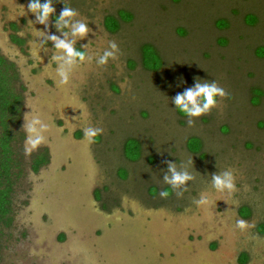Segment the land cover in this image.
Here are the masks:
<instances>
[{"label":"rangeland","instance_id":"374dc122","mask_svg":"<svg viewBox=\"0 0 264 264\" xmlns=\"http://www.w3.org/2000/svg\"><path fill=\"white\" fill-rule=\"evenodd\" d=\"M28 3L0 0V54L14 63L13 86L22 96L12 142L21 164L0 264H264L257 230L264 223V0H54L55 15L65 3L92 29L79 47L89 43L87 51L102 55L115 41L121 53L106 67L95 59L80 66L64 87L53 45L36 31L60 35L55 18L48 29L31 24ZM109 13L123 18L115 31L104 27ZM245 15L256 21L247 24ZM13 32L24 40L20 47L8 39ZM140 45L159 52L157 71L140 65ZM196 77L217 81L230 98L190 127L172 98ZM29 107L51 126L47 144L33 152L45 148L48 157L35 172L24 154ZM89 122L104 129L91 144L83 133ZM128 136L141 143L134 161L122 153ZM192 136L189 145L199 139V152L186 148ZM166 161L196 177L182 198L162 181ZM227 168L237 176L231 196L211 187V174ZM161 190L169 197L160 198ZM201 192L212 203L198 208ZM238 219L254 227L241 232Z\"/></svg>","mask_w":264,"mask_h":264},{"label":"clouds","instance_id":"9594fccd","mask_svg":"<svg viewBox=\"0 0 264 264\" xmlns=\"http://www.w3.org/2000/svg\"><path fill=\"white\" fill-rule=\"evenodd\" d=\"M63 9L56 14L54 0H29L27 11L34 14L35 20L29 21L31 24L44 25L45 29L49 28L51 19L55 18L54 27L60 35L50 34L48 31H38L40 38L44 42L50 41L54 48L52 60L57 64L56 75L57 83L64 87L71 83L74 71L80 66L91 63L94 59L98 66L106 67L109 61H117L119 59L120 49L115 41H109L108 47L103 50L102 55L95 56L87 51L88 44L80 45L77 49L78 41L84 40L92 33V29L86 18H80L77 9L67 6L65 3ZM24 10L20 13L25 15ZM94 34V33H93ZM194 85L185 88L183 92L177 93L172 98L175 109L187 118L188 126H194L196 119L210 115L214 108L220 105V102L226 98H230V94L221 87L215 80H201L199 77L194 78ZM30 108V107H29ZM31 112L24 114L23 130L26 133L24 140V154L31 156L33 152L38 151L41 146L48 142L47 134L51 131L50 124L42 116V114L33 108ZM82 116L85 121H89L90 113L85 105H81ZM104 129L93 126L90 122L83 128L84 138L89 144L95 143L102 135ZM192 158L188 164H192ZM167 170L163 174V183L171 187L177 198H182L184 193L189 190L188 184L194 181L196 177L188 170L186 165L177 167L176 162L166 161ZM211 187L217 193H226L231 196L238 191L237 176L233 169L227 168L211 174ZM170 193L167 190H161L159 196L162 199L168 198ZM126 198V197H125ZM196 206L207 207L212 201L207 192H201L198 199L193 201ZM235 227L241 232L254 227V225L244 219L236 220Z\"/></svg>","mask_w":264,"mask_h":264},{"label":"trees","instance_id":"16d2710c","mask_svg":"<svg viewBox=\"0 0 264 264\" xmlns=\"http://www.w3.org/2000/svg\"><path fill=\"white\" fill-rule=\"evenodd\" d=\"M128 18L129 17L123 21H127ZM246 18L248 17L245 15L244 21L247 24H253L256 21L255 18L254 22H247ZM121 19L123 18L120 17V19L117 21L112 14H106L103 18V23L108 31H115L118 29L119 22L122 21ZM227 24L228 23L226 21L224 22V25H219L218 28H224L227 26ZM10 27L11 29H16L14 24H10ZM9 37L12 42L18 45H21L24 41L15 34H10ZM219 42L220 44H224L226 40ZM146 46L148 45H140L139 47L140 65L145 70L157 71L162 64L161 56L156 49L149 46L151 47L149 50ZM77 49L80 48L77 47ZM16 78L17 72L15 70L14 63L7 60L2 54H0V239L4 234V231L10 227L12 222L11 192L13 189L12 186L14 183V178H16L19 174L18 172L20 170L21 164L12 144L14 139H16L13 126L19 121L18 118L21 112L22 99L20 93L13 86V81ZM259 93L260 94L257 97H259L262 92L259 91ZM255 102L256 101H254V103ZM176 111L179 115L183 116V114L178 110ZM191 138L194 137H189V139L186 141V148L193 153L197 151L199 152V149H201V141L198 139V142H196L198 144L192 148L189 145V140ZM122 153L125 159L128 161H134L138 159L141 155L140 141L135 137H126L122 143ZM47 160V151L45 148H43L36 154H32L29 167L33 172H35L40 166L46 164ZM124 177H126V175H124ZM249 213L250 209L246 207L243 216H248ZM241 214L242 213H240V215ZM257 230L258 232L264 233V223H260L257 226ZM245 259L246 256L242 254L239 257V262L242 263L245 261Z\"/></svg>","mask_w":264,"mask_h":264},{"label":"flooded vegetation","instance_id":"af4514ba","mask_svg":"<svg viewBox=\"0 0 264 264\" xmlns=\"http://www.w3.org/2000/svg\"><path fill=\"white\" fill-rule=\"evenodd\" d=\"M128 12H129V11H128ZM109 14H112V13H109ZM114 15H116V14H114ZM131 16H132V15H131ZM53 18H54V17H53ZM103 18H104V17H103ZM256 18H257V17H256ZM10 24H14V23H9V25H8V28H9V29H11ZM14 25H15V24H14ZM104 27H105V26H104ZM11 30H12V31H15V29H11ZM10 34H11V33L8 34V39H9V41H10L11 43H13V44H15V45H17V46L20 47L21 45H18V44L14 43V42H12V41L10 40V37H9ZM12 34H15V33L13 32ZM15 35H16V34H15ZM19 38H20V37H19ZM76 47L80 48L79 45H77V44H76ZM7 60H8V59H7ZM11 62H12V61H11ZM14 66H15V65H14ZM140 144H141V143H140ZM44 165H45V164H44ZM247 207H248V206H247ZM248 208H249V207H248ZM239 209H240V208H239ZM239 214H240V213H239ZM240 216H241V215H240ZM242 254H244V255L246 256L245 253H242ZM242 254H240V256H241ZM240 256H239V257H240ZM246 257H247V256H246ZM246 260H247V258L245 259V261H246ZM245 261H244V262H245ZM244 262H242V263H244Z\"/></svg>","mask_w":264,"mask_h":264},{"label":"crops","instance_id":"0c3cea01","mask_svg":"<svg viewBox=\"0 0 264 264\" xmlns=\"http://www.w3.org/2000/svg\"><path fill=\"white\" fill-rule=\"evenodd\" d=\"M124 22V21H123ZM119 28V27H118Z\"/></svg>","mask_w":264,"mask_h":264}]
</instances>
